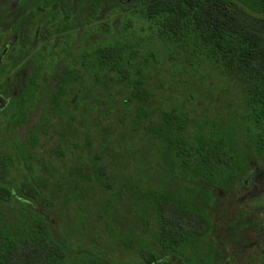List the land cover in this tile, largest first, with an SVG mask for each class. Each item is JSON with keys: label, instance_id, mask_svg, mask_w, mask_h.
Returning <instances> with one entry per match:
<instances>
[{"label": "trees", "instance_id": "1", "mask_svg": "<svg viewBox=\"0 0 264 264\" xmlns=\"http://www.w3.org/2000/svg\"><path fill=\"white\" fill-rule=\"evenodd\" d=\"M114 1L50 0L97 40L0 116V264H213L210 191L264 167V0Z\"/></svg>", "mask_w": 264, "mask_h": 264}, {"label": "flooded vegetation", "instance_id": "2", "mask_svg": "<svg viewBox=\"0 0 264 264\" xmlns=\"http://www.w3.org/2000/svg\"><path fill=\"white\" fill-rule=\"evenodd\" d=\"M122 2L128 16L138 0ZM226 5L237 9L232 3ZM84 9L92 12L90 6L53 5L50 0H0V116L10 99L19 96L20 84L35 77L46 90L66 72L67 59L76 60L89 39L97 40L89 29L95 22L82 20L86 18ZM101 12L108 13L113 22L114 5ZM68 16L73 21H65ZM132 21V25L141 22L140 31L134 27L133 31L146 32L140 17ZM33 110L25 124L39 119L40 109ZM210 196L215 202L206 204L208 212L222 200L218 209L210 212L213 227L208 239L213 245V264H264V167L253 164L245 180L228 189L216 187Z\"/></svg>", "mask_w": 264, "mask_h": 264}, {"label": "rangeland", "instance_id": "3", "mask_svg": "<svg viewBox=\"0 0 264 264\" xmlns=\"http://www.w3.org/2000/svg\"><path fill=\"white\" fill-rule=\"evenodd\" d=\"M133 20V19H132ZM138 23H139V25H137L136 23H135V25H133V27H134V30H135V28L137 29V31H140V27H141V25H140V21H137Z\"/></svg>", "mask_w": 264, "mask_h": 264}, {"label": "water", "instance_id": "4", "mask_svg": "<svg viewBox=\"0 0 264 264\" xmlns=\"http://www.w3.org/2000/svg\"><path fill=\"white\" fill-rule=\"evenodd\" d=\"M232 9H235V7L233 6Z\"/></svg>", "mask_w": 264, "mask_h": 264}]
</instances>
